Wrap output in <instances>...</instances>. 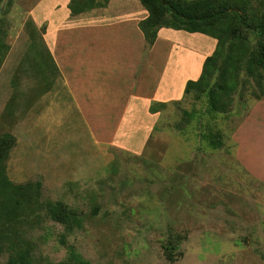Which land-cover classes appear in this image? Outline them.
Returning <instances> with one entry per match:
<instances>
[{
  "label": "rangeland",
  "instance_id": "obj_1",
  "mask_svg": "<svg viewBox=\"0 0 264 264\" xmlns=\"http://www.w3.org/2000/svg\"><path fill=\"white\" fill-rule=\"evenodd\" d=\"M37 2L0 0V136L17 139L9 179L30 189L41 183L40 207L61 203L74 218L55 222L44 208L39 218L22 217L5 231L16 247L8 252L0 241V264L21 248L29 250V264H61L71 247L89 264H264V181L236 158L233 141L260 89L252 83L232 94L229 114H208L206 98L195 93L156 106L161 116L146 115L131 148L116 139L120 117L84 115L56 83L51 53L40 41L30 45ZM173 46L146 50L140 68H152L149 90ZM185 110L201 112L224 146L214 150L201 140L198 117L183 135ZM170 242L176 248L167 252Z\"/></svg>",
  "mask_w": 264,
  "mask_h": 264
},
{
  "label": "crops",
  "instance_id": "obj_2",
  "mask_svg": "<svg viewBox=\"0 0 264 264\" xmlns=\"http://www.w3.org/2000/svg\"><path fill=\"white\" fill-rule=\"evenodd\" d=\"M70 2L38 0L31 13L57 65L56 83L84 115L120 117L116 139L132 148L134 135L146 128V115L149 121L161 116L162 112H152L150 107L182 100L187 82L199 79L205 60L215 49L210 55L209 50L212 45L216 48L217 41L200 33L162 28L155 44L148 48L139 24L149 14L140 0H109L106 7L78 15L70 11ZM159 42L174 46L164 69L155 73L151 91V81L146 77L153 73L152 68L141 71L140 66L146 50L153 52ZM149 64L153 66L154 61ZM149 128L153 129L154 123ZM233 141L236 158L264 181V98L248 112Z\"/></svg>",
  "mask_w": 264,
  "mask_h": 264
},
{
  "label": "trees",
  "instance_id": "obj_3",
  "mask_svg": "<svg viewBox=\"0 0 264 264\" xmlns=\"http://www.w3.org/2000/svg\"><path fill=\"white\" fill-rule=\"evenodd\" d=\"M109 0H71L69 9L78 15L96 8L106 7ZM148 11V17L139 27L144 34L148 48L152 47L162 28L188 33H200L217 40L213 54L205 60L201 76L196 81H188L184 97L195 93L196 99L207 100V113L211 115L229 114L234 103L232 94L241 93L254 83L260 89L254 92L255 100L264 98V0H140ZM30 45L41 42L45 46L42 33L32 22L29 25ZM37 37L39 39H37ZM6 45L0 39V70L5 61ZM8 51V50H7ZM154 104L151 111L156 112ZM188 122L180 127L183 135L189 134L187 127L198 117L200 138L212 149L224 146L223 137L214 132L202 119L199 111H184ZM17 143L14 135L0 136V241L11 252L16 245L6 234L13 223L19 224L22 217L37 216L44 208L47 216L59 223H68L74 216L61 203L39 205L41 183L25 185L14 184L7 175L10 154ZM28 185V184H27ZM30 205V212H26ZM8 240V241H7ZM176 246L170 242L166 248L170 252ZM1 250V247H0ZM29 250L12 255L7 264H29ZM61 264H89L73 247L69 249L66 260Z\"/></svg>",
  "mask_w": 264,
  "mask_h": 264
}]
</instances>
